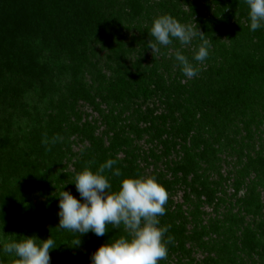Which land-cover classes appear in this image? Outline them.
Masks as SVG:
<instances>
[{
    "label": "trees",
    "instance_id": "obj_1",
    "mask_svg": "<svg viewBox=\"0 0 264 264\" xmlns=\"http://www.w3.org/2000/svg\"><path fill=\"white\" fill-rule=\"evenodd\" d=\"M248 11L244 0H0V240L51 236L50 264H90L123 226L70 247L78 237L57 228L55 196L80 199L75 175L115 159L112 191L155 176L168 192L159 219L173 240L159 264L211 244L223 264H264V27L250 31ZM163 14L205 34L203 63L198 39L148 48ZM177 49L197 76L182 74ZM14 259L0 252V264Z\"/></svg>",
    "mask_w": 264,
    "mask_h": 264
},
{
    "label": "clouds",
    "instance_id": "obj_2",
    "mask_svg": "<svg viewBox=\"0 0 264 264\" xmlns=\"http://www.w3.org/2000/svg\"><path fill=\"white\" fill-rule=\"evenodd\" d=\"M248 7L250 31L264 27V0H244ZM150 39L147 46L153 53L160 47H167L177 40L183 46H190L193 40L199 44L193 49L192 61L203 63L210 55L211 43L192 24H182L169 14H163L153 19L150 28ZM175 61L182 74L191 79L198 75L199 68L188 57L177 49ZM60 137L52 138L55 144ZM42 144L48 148L47 138ZM115 159H108L93 172L85 167L74 177L76 191L80 199L69 191H60L58 198V229L73 233L77 239L72 246L78 247L82 241L80 236L93 233L104 236L107 226L113 229L123 226L126 235L112 239L102 245L90 257V264H159L168 255L167 245L173 240L165 234L169 226H160V219L166 214L164 207L168 202V192L155 176L139 178H124L120 181L117 191H112L109 176L121 177L123 173L113 166ZM51 238L40 240L37 237H20L18 240L5 242L0 240V252L9 254L15 259L12 264H50V251L56 249Z\"/></svg>",
    "mask_w": 264,
    "mask_h": 264
},
{
    "label": "rangeland",
    "instance_id": "obj_3",
    "mask_svg": "<svg viewBox=\"0 0 264 264\" xmlns=\"http://www.w3.org/2000/svg\"><path fill=\"white\" fill-rule=\"evenodd\" d=\"M232 158H233L232 156H228L226 159L228 160L229 164L223 163L220 166V168L217 169L219 172H221L220 174L222 176L223 181H225V180L229 181L230 177L234 174L233 172H231L232 171L231 163L233 162ZM226 159L224 158L223 161H225ZM212 178L217 179V180L219 179V177L217 176L216 173H215V176H212ZM243 194H244V192L242 191L241 195H243ZM182 198H183V193L178 192L177 195L174 197V200L178 203H182L183 202ZM207 211H208V213L211 212V210H209V209H207ZM211 218L215 219L214 213L212 214ZM193 223H195V222H193ZM193 223L191 222V224L189 226V229H191V230H192L193 226H195ZM247 224L253 225V224H255V222L251 218L246 217L244 219V225H247ZM230 234H231V228H229V226H228L227 228H225L224 231H220V234L214 235L213 237H214V239H217L219 235L229 236ZM223 238L224 237L222 236V239ZM226 240L228 241L227 243H229L231 239L226 238ZM189 247L191 248V246H189ZM211 247H213L217 253L214 251V249H206V247H205V249H204V247L198 248L197 246L193 245L192 253L189 256L188 255H183V256L181 255L179 258L173 257V259H171L172 262H171V260H169V262H167V264H223L222 260L219 257H217L218 255H220V250L217 251V249L213 246V244H211Z\"/></svg>",
    "mask_w": 264,
    "mask_h": 264
}]
</instances>
